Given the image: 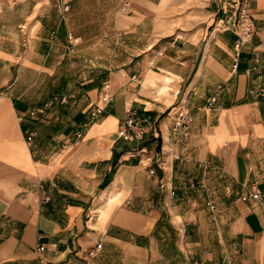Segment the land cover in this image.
<instances>
[{"label": "crops", "instance_id": "crops-1", "mask_svg": "<svg viewBox=\"0 0 264 264\" xmlns=\"http://www.w3.org/2000/svg\"><path fill=\"white\" fill-rule=\"evenodd\" d=\"M234 1L62 0L58 29L35 6L0 36V264H264V0L239 47ZM65 58L106 63L72 81Z\"/></svg>", "mask_w": 264, "mask_h": 264}, {"label": "built area", "instance_id": "built-area-1", "mask_svg": "<svg viewBox=\"0 0 264 264\" xmlns=\"http://www.w3.org/2000/svg\"><path fill=\"white\" fill-rule=\"evenodd\" d=\"M231 8L233 10V28L237 34V47L241 46L243 43L247 42L255 32V22L253 17L250 15L248 11V1L247 0H236L232 3ZM69 10V6L65 5L63 7V11L67 12ZM252 70H257L258 66H253ZM261 95L264 96V90L260 92ZM52 101H59L61 104H66L68 101L67 96L62 97H55ZM112 101V94H111V87L109 83L104 84L103 91L101 95V102L103 104H107ZM216 101L215 98H211L209 104H213ZM103 107L100 106L96 109V114L101 113ZM95 116V113L92 114ZM190 112L188 108L182 107L178 110L176 116V127L180 130L181 135L184 139L187 138L189 134L190 128ZM146 133L145 127L143 125V120L138 117L133 111H127V118L125 119L122 130H121V137L124 138L126 141H133V140H141L143 139ZM84 134V129H79L75 133L76 139H81ZM34 136V132H30L28 136V141ZM154 170H150V174H154ZM163 187V185H160ZM246 198L256 200L264 205V194L260 191H252L246 195ZM210 209L214 210L213 204H208ZM179 238L181 240L185 239L188 235V230L185 226L180 225L178 230ZM43 249L42 247L40 248ZM102 249V244L98 243L95 248L90 251V256H96L98 252ZM223 264H235L234 259L229 256L224 259Z\"/></svg>", "mask_w": 264, "mask_h": 264}, {"label": "rangeland", "instance_id": "rangeland-1", "mask_svg": "<svg viewBox=\"0 0 264 264\" xmlns=\"http://www.w3.org/2000/svg\"><path fill=\"white\" fill-rule=\"evenodd\" d=\"M35 6L39 7V17L44 18L48 24L49 28H46L48 30H46V34H48L49 29H58V24L62 21V15L60 13V9L62 8V0H0V36H6L8 38L7 40L10 42L15 36H20V30L22 29L19 27L22 19L21 15L26 12L30 14V9L32 7L34 8ZM43 6H46L47 8L43 9ZM90 29L91 28H89V30ZM101 61L106 63V60L65 58L59 64V67L61 68L59 72L70 74L72 81H82L83 75L81 77L80 75L85 71L94 69V66L98 63L100 64ZM43 86H45V84ZM167 88L171 89L170 86H167ZM166 93L167 94L164 95L170 94L169 92ZM70 94H74V90H72ZM67 95V98L70 101L72 97H70L69 94ZM47 102H49V100H47Z\"/></svg>", "mask_w": 264, "mask_h": 264}, {"label": "bare ground", "instance_id": "bare-ground-1", "mask_svg": "<svg viewBox=\"0 0 264 264\" xmlns=\"http://www.w3.org/2000/svg\"><path fill=\"white\" fill-rule=\"evenodd\" d=\"M163 91H164V89H161V90H160V94H162V93H163Z\"/></svg>", "mask_w": 264, "mask_h": 264}]
</instances>
